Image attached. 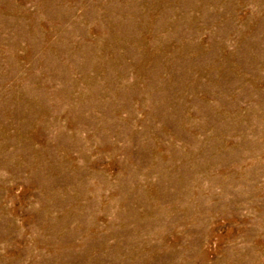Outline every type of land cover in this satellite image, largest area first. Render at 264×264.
Returning <instances> with one entry per match:
<instances>
[{
    "label": "rangeland",
    "instance_id": "obj_1",
    "mask_svg": "<svg viewBox=\"0 0 264 264\" xmlns=\"http://www.w3.org/2000/svg\"><path fill=\"white\" fill-rule=\"evenodd\" d=\"M0 264H264V0H0Z\"/></svg>",
    "mask_w": 264,
    "mask_h": 264
}]
</instances>
